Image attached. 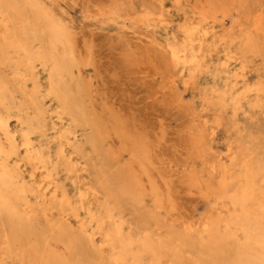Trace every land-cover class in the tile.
Listing matches in <instances>:
<instances>
[{
	"label": "bare ground",
	"instance_id": "6f19581e",
	"mask_svg": "<svg viewBox=\"0 0 264 264\" xmlns=\"http://www.w3.org/2000/svg\"><path fill=\"white\" fill-rule=\"evenodd\" d=\"M52 1L0 0V264H264V139L245 140L238 120L264 111L253 37L193 24L164 47L187 85L212 80L204 112L236 136L223 155L203 123L191 138L202 169L189 180L209 212L177 223L147 138L96 103Z\"/></svg>",
	"mask_w": 264,
	"mask_h": 264
},
{
	"label": "rangeland",
	"instance_id": "374dc122",
	"mask_svg": "<svg viewBox=\"0 0 264 264\" xmlns=\"http://www.w3.org/2000/svg\"><path fill=\"white\" fill-rule=\"evenodd\" d=\"M121 2L49 3L57 17L71 28L81 59L88 63L82 69L83 81L91 88L96 103L105 108L107 116L121 118L147 138L155 176L168 199L170 215L175 216L173 220L198 221L208 215L209 208L206 198L190 184L189 169H202L201 162L192 166L191 138L206 128L208 139H212L209 144L223 155L236 136L226 125H215L212 113H205L202 93L213 86L212 80L202 75L187 85L188 77L167 64L164 47L180 43L183 31L193 24L215 28L216 36L226 40L236 36L243 41L250 34L257 47L245 58L248 76L253 81H264V0ZM172 80L175 84L170 83ZM238 120L245 127V140L264 139V111L251 112L247 117L239 113ZM118 144L116 149L120 148Z\"/></svg>",
	"mask_w": 264,
	"mask_h": 264
}]
</instances>
